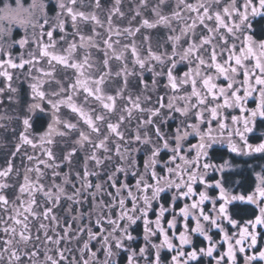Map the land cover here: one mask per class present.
Segmentation results:
<instances>
[{
  "label": "snow or ice",
  "instance_id": "snow-or-ice-1",
  "mask_svg": "<svg viewBox=\"0 0 264 264\" xmlns=\"http://www.w3.org/2000/svg\"><path fill=\"white\" fill-rule=\"evenodd\" d=\"M170 2L171 0H159V4L151 9L155 20L142 19L140 27H167L173 33L168 36V40L172 42L171 52L153 51L149 44L145 50L147 54L142 55L135 41L124 44L117 52L115 45L119 44V40H113V36L127 34L134 37L140 32V27H127L123 30L118 26L114 27L113 16L123 18L125 15L120 9L121 0H114L113 7L106 12L107 37L103 39L102 62L104 71L95 77L86 70L93 68L89 49L100 50L96 37L101 34L96 28L104 27V22L97 14V10L103 11L101 0H90L92 11L80 10L85 6L84 0H58L56 22L51 25L47 18V5L43 0H31L27 7L23 0H9L0 8V39L10 34L12 24L22 27L31 25L33 29H40L38 34L34 33L36 39L33 41L35 48L32 51L21 52L14 57L10 48L0 45V77L5 79L7 90L16 91L12 87L13 73L10 70H20L27 66L32 81L31 95L36 101L29 105V112H35L37 109L43 112V103H47L51 108L52 122L47 131L36 138L40 145H52L54 135L67 136L70 131L77 130V124L61 120L59 113L62 106H67L76 113L88 126L90 133L96 134L97 137L102 136L93 140L90 134L79 132L75 144L79 147L88 144L92 150L84 158L83 175L80 172L75 173L79 187L71 184V194L64 186L71 183L68 173L64 174V184L53 182L51 188H47L41 182L45 173L39 167L40 164L52 169L53 181L61 175L56 171L60 165L55 163L56 157L51 147L43 148L48 160H39L37 166L26 169L16 197L20 201L19 205L15 201L10 202L4 194V190L12 185L0 182V209L7 214L11 204L12 212L7 219H2L4 227L0 231L7 235V239L0 241V264H23L24 260H27L28 264H38L36 258L40 254L39 249L27 248L29 242L40 241L38 234L33 237L31 233L29 216L36 220L58 223L53 208L59 205L61 199L76 205L86 204L90 199L91 210L87 214L78 213L77 217L88 220L89 224L79 227L72 237L82 243V246L78 249V258L72 256L70 259L65 252L71 253L73 250L61 249L59 245L61 241L69 239L71 225L63 229V236L56 234L54 238L48 234V225L40 223L37 231L43 230V242L55 246V256L48 254L53 249L48 248L45 251L44 264H117L115 256L121 250L130 253L127 256V264H139L141 258L146 264H161L163 249L175 253L171 256L170 264H195L202 256L213 257L221 243L226 244L227 249L215 257V264H237V253L245 254L244 264H264V248L257 249L260 236L257 229H264V206H261L264 205V175L257 174L259 183L255 190L247 195L232 194L224 187L221 179L213 183L206 179L209 170L222 173L230 167L228 161L219 165L208 162L209 152L218 142L226 141L234 153L245 150L248 153H264V142L253 145L248 140L257 120L264 121V40L257 41L250 34L251 19L264 16V0H174L172 11L168 14L162 13L161 6ZM141 3L146 7L148 0H141ZM136 15L140 13L137 12ZM174 22L179 25L178 30L173 27ZM87 24L92 25L91 35H85L83 32L82 26ZM45 25L49 26V30L44 31ZM67 27L72 29L71 33L66 30ZM197 29L202 31L198 33ZM57 30L61 33L58 41L53 38ZM69 35L72 37L70 41L67 39ZM45 37L47 43L44 42ZM15 43L24 48L29 40L25 37ZM58 43L66 44L67 47L58 51ZM80 49H83L84 54L78 60L76 55ZM126 53L131 55L134 67L138 66L140 72L137 74L129 71L127 63H124L120 71L115 73L122 78L123 87L115 95H106L102 86L106 77L112 75L109 61H125ZM42 63L45 66H40ZM57 65L72 69L76 73L67 89L56 79ZM180 65H184L186 70L176 75ZM33 70L36 75L32 74ZM145 71L152 73L154 87L156 78L164 77V87L171 94L166 92L165 95L157 96L155 102L149 95H125L129 76L142 77ZM53 82L59 86L58 89L46 90L45 85ZM141 83L147 90V83L142 79ZM5 90L0 88V93ZM80 91L84 93V103H87L89 98L96 100L107 116L94 115V110L86 111L83 104L75 103L74 97ZM253 97L258 102L255 107L250 108L248 103ZM118 99L124 102L119 114ZM229 110H238L239 114L226 115ZM134 112L142 118L138 120L131 137L126 140L121 125L126 120L131 121ZM112 115H117L115 122L110 120ZM172 120H178L177 127L171 132L162 130ZM22 123L24 132L20 135L21 144L35 148L37 144L27 134L32 127L31 115L24 117ZM100 124L105 126L107 134H102ZM60 125L68 131H59ZM192 135L198 137V142L185 147L187 138ZM112 137H115L116 142L110 148L108 145ZM133 143L138 147H130ZM19 148L20 145L17 146V151ZM76 151L77 147H73L64 157L65 161L70 162ZM192 152H195V155L190 157L189 153ZM140 153H144L146 159L137 160L136 157ZM165 153L167 158L162 159V154ZM27 158L30 161L37 159L33 156ZM49 160L53 163H48ZM89 163L96 169H104L106 180L103 184L92 183L90 177L98 179L101 173L90 170ZM158 168L160 171H157ZM12 171V165L9 164L6 169L0 171V178L6 179ZM33 171L36 174L35 179L28 175ZM129 175L134 178V183H128ZM121 177L124 178L123 181ZM105 184L112 191H108L104 187ZM197 185H203L204 190L197 191ZM212 187L219 189L218 197L214 198L208 194L207 189ZM52 188L56 191L53 192ZM92 189L95 191H90ZM171 190H174L175 194L166 208L160 203V198L163 193ZM25 194L27 199L24 198ZM37 194L45 197L42 211H37ZM178 200L190 202L184 203L177 210ZM245 200L256 205L259 214L246 221L238 232L229 235L223 227L224 221L233 227H236L238 222L229 214L228 206L233 201ZM209 201L212 207L206 212L204 205ZM154 203L158 206V212L155 219H150L149 214L155 211ZM166 213L172 217L167 220V226L164 222ZM190 218L194 222L192 227L189 225ZM137 222L143 224L146 241L138 253L135 249L126 248V243L135 239L131 229ZM178 223L182 224L183 230L177 233ZM212 229L223 233L221 241H213V237L209 235ZM81 234L86 235L87 239L81 241ZM194 234L204 236L208 246L199 249L190 247V250L185 251L186 246L192 245ZM154 238H158L159 242L154 243ZM93 243L99 245L96 251L92 250ZM149 249L154 250L151 261L148 259ZM4 253H7V257ZM98 253L103 254V260L98 258Z\"/></svg>",
  "mask_w": 264,
  "mask_h": 264
},
{
  "label": "trees",
  "instance_id": "trees-1",
  "mask_svg": "<svg viewBox=\"0 0 264 264\" xmlns=\"http://www.w3.org/2000/svg\"><path fill=\"white\" fill-rule=\"evenodd\" d=\"M189 2H193V0H189ZM224 2H227V0H224ZM101 4L103 6V11L97 10V14L99 15L100 19L104 22V27H97L96 31L99 32L101 35L99 37H96L97 43L100 44V50L96 48H91L89 51L91 52V60L90 62L93 64V68L90 70H86L87 73H90L92 76H98L101 72L104 71L103 67V39L107 37V15L106 11L107 9H110L114 5V0H101ZM159 4V0H148L147 6L145 7L141 0H121L120 9L122 12L125 13L123 18H120L118 16H113V25L118 26L121 30L127 27H140L142 19H148L149 21H154L155 16L152 12V8L156 7ZM53 3L50 4V10L49 14L50 16L47 17L49 21L54 22L55 18L54 15L57 13L53 9ZM84 7L80 10L83 11H92V7L90 5V0H84ZM174 6V0H171L169 4L162 5L161 11L164 14H168L172 11V8ZM139 12L140 15H136V13ZM135 17V19H133ZM252 24V32L250 33L255 40H264V16H256L251 19ZM173 27L179 28V25L175 22L173 23ZM83 32L85 35H91L92 34V25L87 24L83 25ZM66 30L71 33L72 29L70 27H67ZM202 29H197V32H201ZM61 33L59 30L54 32L53 38L57 41L59 40ZM173 35V33L164 26H157L156 28H147V27H140V32L136 33L134 37L128 36L127 34L122 35L120 37L113 36V40H119V44L115 45L117 48V52H119L124 44H130L133 41H135L139 51L142 55H146V48L149 44H151L153 51H167L171 52V41L168 40V36ZM147 37V40L145 38ZM67 39L70 41L72 39L71 35L67 37ZM183 43V42H182ZM186 46V45H183ZM66 44H57V50L62 51L64 48H66ZM83 49L78 50V53L76 55V59H81L83 56ZM111 55V53H109ZM79 55V56H78ZM124 63H127L129 71L139 73L140 69L138 66L133 65L132 63V57L130 54L126 53V59L125 61H118L115 59H110L109 64L111 67L112 75L106 77L105 83L102 86L103 92L106 95H115L116 92L123 87V81L120 76H116L115 73L120 71L122 65ZM159 70V68H157ZM186 70V67L184 65H180L176 70V75H180L183 71ZM75 71L72 69H64L61 68L59 65H57L56 70V79L60 80L64 86L65 89L68 88L69 83H71L75 78ZM141 79L147 83L148 89L145 90L143 84L141 83ZM152 73L145 71L142 77H139L138 75H132L128 78V88L125 90V95H128L129 93L135 95H149L152 97L153 102H155L157 96L171 94L168 92L167 89H165L164 85L166 83V79L164 77H158L156 86L154 87L152 85ZM58 85L54 82L51 84H46L45 89L50 91H55L58 89ZM84 93L80 91L75 97L74 101L75 103L83 104V107L86 111L88 110H94L95 114H104L107 116V113L105 110L102 109L99 102L96 100L89 98L87 103H84L83 101ZM45 108L47 109L45 112L41 113V118L38 119L40 122V127H36L35 123L33 124L32 131H43L47 128V123L49 120V113L48 108L50 106L45 103ZM150 106V105H149ZM124 107V102L121 100H117V114L120 113V110ZM234 111L229 110V112H226L227 114L233 113ZM60 118L61 120L70 121L72 123L77 124V130L70 131L67 136H59L56 135L55 143L52 146V150L54 152V155L56 157L55 163L59 164L60 167L56 169L57 172H59L61 175L56 177L57 179L60 178L59 184H64V174L68 173V179L71 183L65 184V188L69 194L72 192L71 184H76L77 187H79V181L75 177L76 172H80L81 175H83L82 168L84 165V158L86 155L90 154L91 152V146L88 144H85L83 147H79L75 144L76 140L79 138V132L84 131L85 133H88L91 135V138L93 140H97L99 138H102V136L97 137L96 134L90 133V129L87 125H85L82 121V119L74 112L71 111L67 106H62L60 109ZM142 117H138L137 113H133V118L131 121L126 120L123 125H121V131L125 133V139L128 140L131 137V134L135 131L138 120ZM117 119V115H112L110 117L111 122H115ZM45 120V121H44ZM257 130L251 133L250 137L248 138L250 143H260L261 140H264V121L257 120ZM178 120H172L169 122L167 127L165 129H162L167 132H171L177 127ZM101 127L102 134H107V130L103 124L99 125ZM213 126H215V122H213ZM59 131H68L64 128L63 125L59 126ZM149 134L151 135V130L149 129ZM115 137H112L109 142V147L112 148L115 143ZM198 142V137L195 135L189 136L187 138V141L185 143V147H187L190 144H196ZM225 145H218L214 144L212 150L209 152V163L212 164H222L225 161L230 162V165L233 166V170L228 171L224 170L222 173L216 170H209L208 175L206 177L207 181L209 183H213L217 179H221L224 187L228 190L232 191V194H251L256 187L257 179L256 176L253 175V172L255 169H261L262 166H264V153H252V154H245L243 156L236 154L234 152L229 151V147ZM128 146V145H125ZM77 147V151L74 156L71 157L70 162L65 161L64 157L66 154L73 148ZM130 147H138L135 143L130 145ZM102 155V154H101ZM195 152L189 153V156H194ZM137 160L142 161L143 159H146V156L144 153H140L137 155ZM162 159L167 158V154H162ZM50 163H53L50 161ZM90 170H96L99 171L101 174L99 178L90 177L93 184L95 183H104L106 180V176L104 175V169H96L95 166L92 163H89L88 165ZM108 168H111V165H108ZM236 168V171L234 169ZM142 169V164H141ZM157 171H160L158 168ZM43 172L44 175V181L45 185H47V188H51L52 183H56L55 179L53 181V178L51 176L52 169L44 167ZM123 177H121V181H123ZM128 183H134V178L129 175ZM58 184V183H56ZM104 187L108 191H112V189L108 188V186L105 184ZM203 185H197V191L204 190ZM53 192L56 191V189H51ZM210 192V196L212 197H218L219 196V189L212 187L207 189ZM90 191H95V189H92ZM230 191V192H231ZM175 194L174 190H171L169 192H165L161 195L160 203L164 205V207H169L171 204V197ZM217 194V195H216ZM38 196V204L40 207V202L44 201V198H41L39 194ZM105 201H107V197H104ZM190 201L187 200H178L176 202V209L178 210L179 207L183 206L184 203H187ZM219 203V201H218ZM91 204L92 201L89 199L86 204L82 205H76L72 203L71 201H68L66 199H61L58 206L53 208L54 214L57 216L58 223L51 221V220H36L33 219L31 216H29L28 224L29 228L31 229V233L33 237H35L37 234L40 236V241H31L27 245L28 249H39L40 254L36 258L38 261V264H44V253L48 248L53 249L51 252H48L49 255L55 256V246L52 244H46L44 243V234L43 230L37 231L39 229L40 223H45L48 225V234L52 235L55 238L56 234H59L61 236L64 235L63 229L71 225L72 231L68 233L69 239L61 241L59 247L61 249H72L73 251L71 253L65 252V255H68L71 259L72 256H77L78 258V249L82 246V243H78L75 239H72V237L76 234V230L81 227L89 224L88 220L85 219H79L78 213H85L87 214L91 210ZM212 205L211 203L205 202L204 208L205 211L208 212L211 209ZM154 212L149 214L150 219H155V214L158 212V206L154 203L153 204ZM229 208V214L232 216L234 220L238 222L236 227H233L232 225L228 224L227 221H224L223 227L227 230L229 235H232L234 232H238L241 227L244 226L245 222L248 220L254 219L256 215L259 214L258 208L256 205H253L251 203H248L245 201H234L228 206ZM9 215L12 214H6V215H0V229L4 227V224L2 223V219H7ZM76 218V219H74ZM94 218V217H93ZM171 214L166 213L164 217L165 226L167 220L171 219ZM11 223V221H9ZM189 225L192 227L194 225V222L189 220ZM95 231V229H93ZM182 224L177 225V233L179 231H182ZM260 232V236L258 238L257 243V249L264 248V229H257ZM132 235L135 237L133 241L126 243V248L135 249L137 253L139 252V249L143 246H145L146 241L144 240V231H143V224L142 222H137L136 225H134L131 229ZM171 235V232L169 233ZM213 237V241H221L223 233L220 232L218 229H212L209 233ZM7 239V235L4 234L2 231H0V241ZM87 236L81 234V241L86 240ZM192 245L186 246L185 251L190 250V247H196L199 248H206L208 246V241L206 238L200 234H194L192 236ZM154 243H158V238L153 239ZM178 243V241H174ZM99 248V245L96 243H93L92 250L96 251ZM227 245L224 243L219 244L217 253H214L213 257L208 256H202L198 262H195V264H215V257L219 254V252L226 251ZM0 250H2V247H0ZM252 251V250H250ZM130 253L128 251H119L118 254L115 256V259L117 261V264H127V256ZM154 250L149 249L148 251V259L151 261L153 258ZM174 252H171L167 249L161 250V264H170L171 262V256L174 255ZM244 253H237V264H244ZM4 256L7 257V253H4ZM98 258L103 260V254L98 253ZM23 264H28L27 260H24ZM139 264H146L144 259L139 260ZM226 264V262H225Z\"/></svg>",
  "mask_w": 264,
  "mask_h": 264
},
{
  "label": "flooded vegetation",
  "instance_id": "flooded-vegetation-1",
  "mask_svg": "<svg viewBox=\"0 0 264 264\" xmlns=\"http://www.w3.org/2000/svg\"><path fill=\"white\" fill-rule=\"evenodd\" d=\"M33 41L34 40L31 39L28 45H26L24 48L16 45L15 49L11 50L13 56L15 57L21 52L34 50L35 45L33 44ZM44 42L47 43V41L45 40ZM25 58H27V56H25ZM40 66L45 65L42 63ZM10 71H12L13 73L12 87L16 89L15 92L7 90L5 79L3 77H0V88L6 89L3 93H0V171L6 169L9 164L12 165L13 171L6 179L0 178V182H6L12 185V187L4 190V194L8 197L10 202L15 201L16 204L19 205L20 201L17 200L16 197L19 194V185L23 183L26 169L34 168L35 166H37L39 164V160H48L43 150L45 146L42 147L36 138L40 135H43L47 131L48 125L52 122V111L51 108H48L50 121L47 123V128L44 130V132L40 130L35 132L32 131L34 123L37 128L40 127V122L38 119H40L42 115L39 109L35 110V112L32 113L29 112V105L35 103L36 101L33 100L31 95L30 84L32 83V81L29 78L28 67L26 66L24 69ZM32 74L36 75L35 70H33ZM45 105V103L41 105L44 109V112L47 110L45 108ZM250 106L251 105H248V107ZM29 115H31L32 127L31 129H29L27 134L29 135V138L33 139L37 144L35 148L27 144H21L20 141V135L22 132H24L22 120L24 117ZM233 115H237V113L233 112ZM55 138L56 135H54L53 137L54 143ZM53 144L48 145L47 147H51L52 150ZM18 145H20L19 151H17ZM28 156H33L37 159H33L30 161L27 158ZM48 163H50V160L48 161ZM39 167L43 171L45 166L40 164ZM28 175L30 176V178L35 179L36 174L34 171L28 173ZM41 182L45 184L44 178ZM55 182L59 184L60 178H55ZM39 196L41 198H44V201L40 202L41 209L37 208V211H42L45 204V197H43L42 194H39ZM24 198L27 199L26 194ZM7 214H12L11 204L9 206V211ZM0 215H6L2 209H0Z\"/></svg>",
  "mask_w": 264,
  "mask_h": 264
},
{
  "label": "rangeland",
  "instance_id": "rangeland-1",
  "mask_svg": "<svg viewBox=\"0 0 264 264\" xmlns=\"http://www.w3.org/2000/svg\"><path fill=\"white\" fill-rule=\"evenodd\" d=\"M9 2V0H0V8H2L3 7V5L5 4V3H8ZM43 2L47 5V8H46V12H47V17H49L50 16V14H49V11L48 10H50V4L51 3H53L54 5H53V9H54V11H56V12H58L59 11V8L57 7V2H58V0H43ZM23 3H24V5H25V7H27V5L29 4V3H31V0H23ZM108 10V9H107ZM107 12V11H106ZM56 14V13H55ZM37 18H39V17H37ZM54 18H55V21L54 22H51V21H49V24L51 25V24H55V22H56V15H54ZM35 21H33V23H34ZM41 23H42V20H41ZM47 30H49V26L48 25H45L44 26V31H47ZM39 31H40V29H33L32 27H31V25H28V26H24V27H22L21 25H19V24H12L11 26H10V34L7 36V37H5V38H3V39H0V45H2V46H4L5 48H10V50H13V49H15V46L16 45H18V44H16L15 42L16 41H19V40H21V39H23V38H25V37H27V38H29V42H30V40L32 39V40H35L36 39V35L35 34H38L39 33ZM35 33V34H34ZM45 41H47V38L45 37V39H44ZM59 44V43H58ZM79 56V55H78ZM77 58V57H76ZM254 102V103H253ZM258 102V100L255 98V97H253V98H250V100H249V103H248V105H251L250 106V108H252V107H255V105H256V103ZM234 112H236L237 113V115L239 114V112H238V110H236V111H234ZM226 115H228L227 113H225ZM230 114H232L233 115V113H230ZM258 122V121H257ZM257 122H256V127L254 128V130H253V132L254 131H256L257 130ZM213 127H215V126H213ZM252 132V133H253ZM250 135H251V133L248 135V138L250 137ZM238 144L240 143L239 142V140L237 139V141H236ZM261 142H264V140H261ZM260 142V143H261ZM250 143V142H249ZM216 144H218V145H225V144H227V142L225 141V142H218V143H216ZM251 144H253V145H255V144H258V143H251ZM45 147H47L48 145H44ZM227 147H228V145H226ZM241 147H243L242 145H241ZM229 151H231L230 149H229ZM232 152V151H231ZM252 153H254V152H252ZM252 153H248L247 152V150H245V151H243V152H240V153H236V154H239V155H241V156H243V155H247V154H252ZM225 170H228V171H232L233 170V166H231L230 165V167H228V168H226ZM234 171H236V168L234 169ZM257 174H261V175H264V166H262V168L261 169H255V171L253 172V175L254 176H256V179H257V184L259 183V180H258V178H257ZM256 184V185H257ZM204 188V187H203ZM256 188V187H255ZM228 190V189H227ZM208 191V190H207ZM229 192L231 191V190H228ZM231 193H232V191H231ZM208 194H210V192L208 191ZM217 195V194H216ZM215 198V197H214ZM208 203H211L210 201L208 202ZM212 205V204H211ZM144 247V246H143Z\"/></svg>",
  "mask_w": 264,
  "mask_h": 264
}]
</instances>
